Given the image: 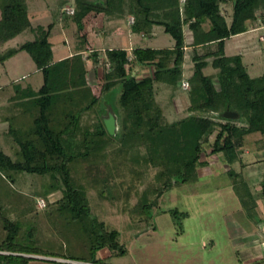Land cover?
I'll return each instance as SVG.
<instances>
[{
    "label": "trees",
    "instance_id": "1",
    "mask_svg": "<svg viewBox=\"0 0 264 264\" xmlns=\"http://www.w3.org/2000/svg\"><path fill=\"white\" fill-rule=\"evenodd\" d=\"M70 1L76 6L72 16L79 33L87 32L103 14L115 21L133 17L132 34L150 36L155 27H163L175 47H136L131 58L126 49L101 51L89 45L87 50L55 62L50 42L54 25L48 29L33 27L28 0H0V50L24 32L36 36L19 48L0 52V63L27 52L44 76L41 89L35 91L16 84L11 98L15 113L7 118L11 122L9 134L20 149V159L15 161L0 152V221L6 231L0 242V264H30L37 260L23 254L103 264L112 255L127 253L121 244V233L99 218L89 195L90 188L96 187L100 198H118L117 189L110 183L114 172L108 163L111 152L136 167L158 169L159 186L152 193L163 196L179 185L198 181L199 167L208 165L202 160L206 145L211 149L209 156H224L230 166L228 173L235 177L232 167L239 160L241 141L251 134L264 135V75L252 78L242 55L228 57L225 52L226 40L248 32L250 23L260 20L264 24V0H60L59 5L64 8ZM102 1L101 6L98 2ZM228 2L233 3L231 23L222 12ZM186 27L193 37L189 46L194 75L190 89L185 90L189 91L190 115L164 124L159 111L151 113L155 86L177 85L183 75ZM81 36L82 46L88 44V34ZM210 44H216L217 50L198 53L200 47ZM210 58L213 67L220 69L221 91L213 77L205 73ZM90 62L96 79L93 84L88 79ZM145 68H153V75L142 77ZM118 86L119 97L114 102L112 96ZM108 107L120 117V131L115 137L104 123ZM222 107L239 110L247 122L206 115ZM87 113L96 114L93 125L83 124ZM217 131L216 140L211 143L210 138ZM20 174L50 177L44 193L37 195L45 201L46 209L38 210L35 196L24 195L14 187ZM262 186L264 199V181ZM233 187L249 218H253L259 206L256 194L237 177ZM54 192L62 196L51 201ZM148 194L144 193L140 203L152 210ZM6 204L17 205L15 219L8 214ZM170 213L177 220L189 217L178 209ZM42 216L49 218L63 238L58 245L40 238L38 220ZM105 250L109 256L99 258L98 254Z\"/></svg>",
    "mask_w": 264,
    "mask_h": 264
},
{
    "label": "rangeland",
    "instance_id": "2",
    "mask_svg": "<svg viewBox=\"0 0 264 264\" xmlns=\"http://www.w3.org/2000/svg\"><path fill=\"white\" fill-rule=\"evenodd\" d=\"M59 4L60 0H28L33 27L43 26L48 29L50 25H54L50 42L53 45L55 61L80 50H87L89 45L97 50H107L128 48L131 41H134L131 45L135 48L169 49L174 44L173 38L164 32L163 27H155L153 32L155 35L146 37L134 35L129 38L130 35L126 33L129 30V23H134L133 17L118 22L109 20L103 14L99 22L97 19L88 27L87 32L79 33L73 16L66 12L67 8L76 10L74 1L65 4L64 8ZM222 12L231 23L233 3L223 5ZM103 18L105 24L101 23ZM118 24L124 28V36H115ZM205 28L207 29L208 25ZM249 28H256V32L230 40L227 44V56L242 55L250 76L258 78L264 75V42H260L264 37V24L258 20L250 23ZM185 31L187 41L191 43L192 33L188 27ZM85 33L88 34L89 43L82 46L81 35ZM35 38V34L24 32L9 41L0 52L19 48L27 42L34 41ZM214 50H217V45L199 48L198 53L205 55ZM130 53L132 58V50ZM185 54L183 75L177 85L157 83L155 86L151 113L159 111L164 124L178 122L190 115L189 91H185L182 84L184 81L191 82L194 63L191 51L187 50ZM208 61L210 64L205 73L217 81L220 69L213 67V58ZM89 64L88 79L90 84H93L96 79L93 64L92 62ZM144 70L142 77L153 75V68ZM99 75H102V70ZM16 84L23 88L32 87L35 91L44 85L43 73L37 69L27 52H20L4 64L0 63V152L6 153L15 161L20 159L18 154L20 149L9 134L11 122L7 118H12L15 113L11 98L15 95ZM119 90L120 86L112 96L114 102L118 100ZM107 111L109 113L111 109L108 107ZM107 116L105 113L103 118ZM96 118V114L87 113L83 118V124L93 125ZM217 134L218 131L210 138L211 143L216 140ZM205 149L202 160L208 161V165L199 167L198 181L179 185L163 196L152 193L159 186L156 182L158 169L136 167L126 162L124 157L112 152L109 154L108 163L114 168L110 183L117 189L118 198L102 199L96 187L90 188L89 195L92 198L93 210L99 218L121 233V244L125 246L127 253L124 256L112 255L103 260V264H264V199L261 195L264 181V135L251 134L241 141L238 148L239 160L232 167L235 177L228 173L230 166L223 155L209 156L210 146L206 145ZM236 177L238 181L247 182L252 193L258 198L259 206L253 212V218H249L234 190L233 180ZM16 179L14 187L24 195L35 196L38 210L46 209L45 201L37 195L44 193L50 177L20 174ZM146 192L153 203L152 210L141 206L140 202ZM61 196L60 192H54L50 195V200L56 201ZM6 206L8 214L15 219L19 211L17 205ZM176 209L188 213L189 217L175 219L170 211ZM38 221L41 223L42 240H47L53 246L63 241L49 218L42 216ZM5 235L6 231L0 221V242ZM23 256L37 259L30 264L62 262L61 259L24 254ZM107 256H109L107 250L98 254L99 258Z\"/></svg>",
    "mask_w": 264,
    "mask_h": 264
},
{
    "label": "water",
    "instance_id": "3",
    "mask_svg": "<svg viewBox=\"0 0 264 264\" xmlns=\"http://www.w3.org/2000/svg\"><path fill=\"white\" fill-rule=\"evenodd\" d=\"M98 4L102 6L103 1L98 2ZM213 81L217 87V90L221 91L219 78H217V81H215L214 79ZM206 115L209 117H214L227 121L247 122V119L243 117V114L239 110L230 107L227 108L222 107L219 111L217 112L212 111L207 113ZM104 123L111 136L115 137L117 133L120 131V117L117 114H114L112 111H110L108 113V116L104 118Z\"/></svg>",
    "mask_w": 264,
    "mask_h": 264
},
{
    "label": "crops",
    "instance_id": "4",
    "mask_svg": "<svg viewBox=\"0 0 264 264\" xmlns=\"http://www.w3.org/2000/svg\"><path fill=\"white\" fill-rule=\"evenodd\" d=\"M131 19V18H130ZM118 22H121V21H118ZM120 24V23H119ZM116 25V35L115 36H124V34H123V30H124V28L121 26V25ZM131 23H129V27H128V33H126V34H128V35H130L129 36V38L131 37V36H134V35H136V34H132L131 33V29H130V27H131ZM154 32V31H153ZM254 32H256V28H250V30L248 31V32H246V33H244V34H240V35H237V36H234V37H232V38H230V39H228V40H226V48H225V52H226V55H227V44H229L228 42H230V40H232V39H237V38H241L242 36H244V35H247V34H250V33H254ZM125 34V35H126ZM156 33H152L151 35H155ZM142 36V35H141ZM143 37H146V36H143ZM132 39V38H131ZM134 41H131V44L133 43ZM260 42H264V41H261L260 40ZM130 44V46L128 47V48H110V49H126V50H128V51H131V50H133L135 47H133V45H131ZM191 43H188V41H187V48L185 49V51L187 52V50H190L191 51V47L189 46ZM213 46H216V44H210V45H207V46H205V47H209V48H211V47H213ZM174 47H175V41H174V44L169 48V49H174ZM200 48H204V47H200ZM165 49V48H164ZM101 51H105L104 49L103 50H101ZM215 51V50H214ZM213 51V52H214ZM210 53H212V51L210 52ZM74 54H70L68 57H71V56H73ZM185 56H186V54H185ZM68 57H66V58H68ZM63 59H65V58H62V59H59L58 61H60V60H63ZM55 60V59H54ZM55 62H57V61H55ZM142 71H145V70H142Z\"/></svg>",
    "mask_w": 264,
    "mask_h": 264
},
{
    "label": "built area",
    "instance_id": "5",
    "mask_svg": "<svg viewBox=\"0 0 264 264\" xmlns=\"http://www.w3.org/2000/svg\"><path fill=\"white\" fill-rule=\"evenodd\" d=\"M183 2H185V0ZM66 12H67L68 15L72 16V15L75 14V9L74 8H67ZM262 41H264V37H262ZM182 87H183L184 90H189L191 85H190L189 81H184L183 84H182ZM62 262L70 263V264H82V263H77V262L68 261V260H62ZM87 264H90V263H87Z\"/></svg>",
    "mask_w": 264,
    "mask_h": 264
}]
</instances>
